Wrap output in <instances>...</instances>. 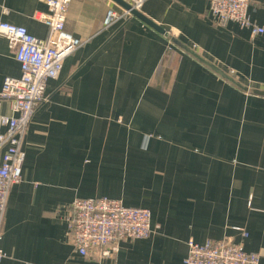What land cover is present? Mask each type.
<instances>
[{
	"label": "crops",
	"instance_id": "0c3cea01",
	"mask_svg": "<svg viewBox=\"0 0 264 264\" xmlns=\"http://www.w3.org/2000/svg\"><path fill=\"white\" fill-rule=\"evenodd\" d=\"M119 7H69L66 31L84 44L48 81L24 136L0 264H185L190 239L227 237L264 264V34L218 25L207 0H146L105 27ZM47 10V0H0V23L45 39L36 14ZM249 15L263 26L264 0ZM14 54L0 34V91L21 75ZM12 114L0 98V117ZM99 197L150 209L152 234L121 240L114 258L80 255L70 206Z\"/></svg>",
	"mask_w": 264,
	"mask_h": 264
},
{
	"label": "built area",
	"instance_id": "2783aa9c",
	"mask_svg": "<svg viewBox=\"0 0 264 264\" xmlns=\"http://www.w3.org/2000/svg\"><path fill=\"white\" fill-rule=\"evenodd\" d=\"M73 0H47L48 10L38 12L36 19L49 28L45 39L31 34L26 27L1 22L0 34L14 49L21 65L19 77H6L0 98L10 102L12 115L0 117L5 129L0 133V241L2 227L12 187L22 180L25 153L22 145L37 109L47 100L48 81L58 79L67 57L80 48L84 41L66 31V19ZM131 9H109L104 26L133 16L141 11L146 0H124ZM215 22L226 26L235 22L251 28L254 34H264V25L252 22L249 8L253 0H207ZM68 229L76 251L84 257L114 258L123 239L140 240L153 232L152 213L148 208L127 207L121 200L108 197L77 198L70 206ZM243 238L248 232L235 227ZM6 253L0 246V261ZM185 264H261L258 253L247 252L242 242L232 238L209 239L205 243L188 241Z\"/></svg>",
	"mask_w": 264,
	"mask_h": 264
},
{
	"label": "water",
	"instance_id": "95a60500",
	"mask_svg": "<svg viewBox=\"0 0 264 264\" xmlns=\"http://www.w3.org/2000/svg\"><path fill=\"white\" fill-rule=\"evenodd\" d=\"M121 7L125 8V9H131V6L126 3L124 0H115ZM132 14L133 15H139V11L136 10H132Z\"/></svg>",
	"mask_w": 264,
	"mask_h": 264
},
{
	"label": "rangeland",
	"instance_id": "374dc122",
	"mask_svg": "<svg viewBox=\"0 0 264 264\" xmlns=\"http://www.w3.org/2000/svg\"><path fill=\"white\" fill-rule=\"evenodd\" d=\"M247 91L249 92V89Z\"/></svg>",
	"mask_w": 264,
	"mask_h": 264
}]
</instances>
